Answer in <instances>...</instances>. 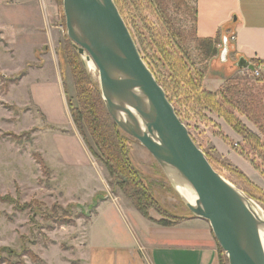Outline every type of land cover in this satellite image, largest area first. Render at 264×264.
I'll list each match as a JSON object with an SVG mask.
<instances>
[{
	"label": "rangeland",
	"instance_id": "1",
	"mask_svg": "<svg viewBox=\"0 0 264 264\" xmlns=\"http://www.w3.org/2000/svg\"><path fill=\"white\" fill-rule=\"evenodd\" d=\"M32 1L0 0V264L92 263L98 260L97 249L133 244L135 235L144 229L145 216L113 185L90 135L86 132L84 138L80 134L70 114L68 99L73 106L78 102L67 51L75 47L68 36L63 0H39L42 9ZM115 2L144 61L196 144L213 167L264 214V151L246 141L206 101L185 96L183 86L168 71L162 41L158 44L155 38L177 44L194 73H204L202 83L211 92L234 79L243 98L254 94L264 104V74L256 76L247 68L230 71L224 64L228 55L205 60L192 36L194 11L189 10L193 8L189 1L172 2L167 14L159 9L158 0ZM75 51L100 84L95 63L90 68ZM55 74L63 81L67 109L65 117L54 122L32 100L30 83ZM238 115L264 139V127ZM118 128L126 139L132 165L155 200L148 208L151 219L145 218L178 223L191 214L153 155ZM70 133L78 136L85 160H80L78 144ZM109 198L137 211L128 217L112 202H104ZM221 255L229 264L224 250Z\"/></svg>",
	"mask_w": 264,
	"mask_h": 264
},
{
	"label": "water",
	"instance_id": "2",
	"mask_svg": "<svg viewBox=\"0 0 264 264\" xmlns=\"http://www.w3.org/2000/svg\"><path fill=\"white\" fill-rule=\"evenodd\" d=\"M63 6L68 36L85 64L91 60L97 66L102 96L116 124L153 155L192 214L210 223L229 264H264V215L196 144L144 61L115 0H63ZM228 54L225 39L220 55ZM236 65L255 68L244 57ZM180 185L195 193L194 203L184 198Z\"/></svg>",
	"mask_w": 264,
	"mask_h": 264
},
{
	"label": "crops",
	"instance_id": "3",
	"mask_svg": "<svg viewBox=\"0 0 264 264\" xmlns=\"http://www.w3.org/2000/svg\"><path fill=\"white\" fill-rule=\"evenodd\" d=\"M188 1L196 10L197 37L221 35L223 42L218 45L221 51L227 40L229 58L224 64L235 70V62L244 57L254 66H260L264 74V0ZM44 2L48 13L49 7ZM32 4L42 9L39 0H33ZM30 93L50 121L65 117L66 98L60 75L34 80L30 83ZM68 136L78 144L80 160H85L86 151L79 145L78 136L75 133ZM106 201L115 204L128 217L137 211L111 198ZM143 218L144 229L135 235L133 244L97 249L98 260L86 264H220L219 249L207 220L185 215L178 223L164 226Z\"/></svg>",
	"mask_w": 264,
	"mask_h": 264
},
{
	"label": "trees",
	"instance_id": "4",
	"mask_svg": "<svg viewBox=\"0 0 264 264\" xmlns=\"http://www.w3.org/2000/svg\"><path fill=\"white\" fill-rule=\"evenodd\" d=\"M158 1L159 9L162 13L167 14L172 2L181 5L186 4L184 2L188 0ZM189 10L194 11V30L192 36L197 42V46L204 55L205 60L216 55L220 57L221 49L218 48V45L223 42V37L221 35L216 38L197 37L195 29L196 10L194 7ZM155 39L158 44L159 41H162L161 49L164 60L169 67L168 71L172 76L171 78L178 79L176 83L183 86L185 96L190 98L193 95L195 98L206 101L209 107L211 106V109L223 117L246 141L264 151V139L256 136L238 115V112L241 113L263 129L264 104L258 99V96L251 94L243 98L239 83L234 79H231L218 92L209 91L202 83L204 73L201 71L197 74L194 73L190 65H187L181 53L182 50L177 44H173L171 41H163L159 37ZM67 57L74 77L78 102L77 106H73L68 99L70 114L76 128L84 138H86V132L90 135L99 152V160L104 163L111 178L114 180L113 185L116 184L126 194L141 214L151 219L148 208L151 204L155 203L152 191L145 184L140 173L130 161L127 154L126 139L121 134L118 126L113 122L106 108L100 84L94 80L87 68L84 67L83 60L75 49L67 51ZM236 63L237 61L235 62V68L238 69ZM230 71H233V69H230ZM153 221L164 226H171L177 223V221L172 222L168 220ZM218 247L220 264H225L221 255L223 250L219 245Z\"/></svg>",
	"mask_w": 264,
	"mask_h": 264
},
{
	"label": "bare ground",
	"instance_id": "5",
	"mask_svg": "<svg viewBox=\"0 0 264 264\" xmlns=\"http://www.w3.org/2000/svg\"><path fill=\"white\" fill-rule=\"evenodd\" d=\"M88 64H89L90 68L91 67L95 68L94 63L91 60L88 61ZM178 189H179V191L181 192V194L184 196V198L186 200H188V201H190L192 203L195 202L196 195L191 189H189L186 186H182V185L178 186ZM257 208H258V210L257 209L256 210L260 213V215L261 214L264 215L262 209L259 206H257ZM261 235H262V239H263V242H264V230L261 231Z\"/></svg>",
	"mask_w": 264,
	"mask_h": 264
},
{
	"label": "built area",
	"instance_id": "6",
	"mask_svg": "<svg viewBox=\"0 0 264 264\" xmlns=\"http://www.w3.org/2000/svg\"><path fill=\"white\" fill-rule=\"evenodd\" d=\"M252 73H253L254 75H256V76H260L261 73H262V70H261L260 66L257 65V66L254 68V70L252 71Z\"/></svg>",
	"mask_w": 264,
	"mask_h": 264
}]
</instances>
